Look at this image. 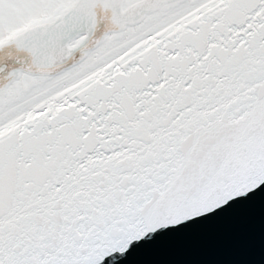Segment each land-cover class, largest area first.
I'll list each match as a JSON object with an SVG mask.
<instances>
[{
    "label": "snow or ice",
    "instance_id": "snow-or-ice-1",
    "mask_svg": "<svg viewBox=\"0 0 264 264\" xmlns=\"http://www.w3.org/2000/svg\"><path fill=\"white\" fill-rule=\"evenodd\" d=\"M264 0H0V264H157L257 216Z\"/></svg>",
    "mask_w": 264,
    "mask_h": 264
},
{
    "label": "water",
    "instance_id": "water-1",
    "mask_svg": "<svg viewBox=\"0 0 264 264\" xmlns=\"http://www.w3.org/2000/svg\"><path fill=\"white\" fill-rule=\"evenodd\" d=\"M154 259L157 264H264L260 219L257 216L230 235L193 240Z\"/></svg>",
    "mask_w": 264,
    "mask_h": 264
}]
</instances>
